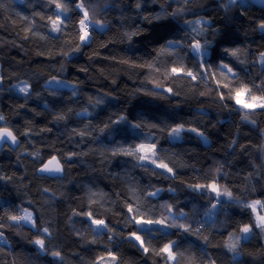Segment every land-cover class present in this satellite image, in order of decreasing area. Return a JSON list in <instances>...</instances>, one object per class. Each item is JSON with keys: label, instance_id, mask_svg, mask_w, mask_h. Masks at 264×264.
Masks as SVG:
<instances>
[{"label": "trees", "instance_id": "1", "mask_svg": "<svg viewBox=\"0 0 264 264\" xmlns=\"http://www.w3.org/2000/svg\"><path fill=\"white\" fill-rule=\"evenodd\" d=\"M167 1L171 10L160 0H140L139 9L137 0H84L89 18L107 29L94 31L91 43L75 52L81 13L70 11L65 32L51 33L49 0H0V114L5 117L0 127H8L20 141L19 148L6 147L0 156V232L7 240L0 243V264H166L159 248L173 240L184 253L180 264H264V232L255 227V213L223 195L264 202V110L234 107L229 89L216 83L264 84V32L259 28L264 9L248 0ZM178 9L183 11L171 18ZM162 13L169 18L152 19ZM186 21L210 23H197L204 34L196 37ZM125 32L138 34L129 42ZM192 37L211 44L213 72L223 58L239 79L226 80L219 72L214 78L209 72L193 81L171 73V67L180 65H173L174 55L160 52L168 39H181L185 48L177 51L186 69L198 71L187 48ZM224 48L240 49L239 60ZM53 76L77 84L79 95L73 97L71 88L48 91L45 81ZM21 82L30 85L27 99L11 87ZM98 99L103 103L96 106ZM85 109L91 115H77ZM245 111L251 112L246 119ZM122 115L127 122L112 124ZM128 122L143 127L132 129ZM106 124L109 129L102 134ZM180 124L202 132L208 143L192 131L173 142L168 133ZM141 132L154 136L157 161L172 168V174L147 164L137 167L134 157L121 153L119 146L142 142ZM53 156L64 166V177L39 176L38 169ZM213 183L223 203L210 190L192 191L197 184ZM157 189L162 190L157 197L148 195ZM128 203L138 205L145 218L190 226L191 231L173 227L166 231L176 235L156 232L150 244L146 234L137 233L149 248L144 252L128 239L136 231L128 222ZM213 204L216 209L206 216ZM169 206L173 215L183 212L187 219L173 221ZM25 212L35 219L31 230L8 219ZM88 212L112 231L94 233ZM259 212L264 215V209ZM244 225H252L247 240L240 239ZM36 228L48 232L40 235ZM36 239L44 240L47 254L37 251L31 242ZM231 243H237L239 255L229 250ZM52 252L60 257L54 260Z\"/></svg>", "mask_w": 264, "mask_h": 264}, {"label": "snow or ice", "instance_id": "2", "mask_svg": "<svg viewBox=\"0 0 264 264\" xmlns=\"http://www.w3.org/2000/svg\"><path fill=\"white\" fill-rule=\"evenodd\" d=\"M262 4H264V0H260ZM230 3H235V0H230ZM74 5V7H72ZM141 6L140 0H137L136 7L139 9ZM49 7L52 11V15L47 17L48 23L50 24L49 31L51 33H64L67 28V21H71L72 17L69 15L70 11L81 13L82 16L78 21L76 22L78 24L77 29V36L79 43L76 44L73 51L79 52L81 50V47L84 45H88L92 41V33L94 31H105L107 29V25L99 20H92L89 18V12L85 8L84 0H49ZM183 11V9H178L176 12L171 13V18H175L177 14ZM55 17V19H53ZM169 16L167 13L157 14L152 19L154 20H163L168 19ZM147 19V18H146ZM186 24L190 26V33H196V37L202 36L204 34L203 28H197L195 25L197 23H203L205 25L209 24V21H186ZM259 28L262 32H264V23H261L259 25ZM189 33V34H190ZM137 32H125V36L128 39L129 42H131L132 38L137 35ZM196 37H192V40L194 42H191L187 45L188 51L190 55L197 61L196 67L198 68V71L193 72L191 69H186V66L184 64L183 57L179 54L177 50L185 48V45L182 43L181 39H168L165 41V43L161 46L160 52L162 54H167L170 56H175L176 59L172 61L173 65L179 64V67L173 66L170 69V72L173 74H176L178 77L183 75L186 77H189L191 80L195 81L198 78L203 79L206 75L211 72L212 76L215 78L216 72H219L220 76L225 78L226 80H238L239 79V73L237 71H234L233 67H230V62H224L223 58L221 61L216 64L215 71H212L213 65L209 62L211 52H212V46L208 42L207 39L204 40L203 44H201L199 39H196ZM223 52L230 56L234 57L237 60H239V52L240 49L238 48H224ZM71 53L64 52L62 53L63 56H69ZM260 62L261 65L264 66V53H261L260 55ZM241 63H243L241 61ZM148 67H154V65L149 64ZM61 71H65L66 69L64 66H61ZM83 70V69H82ZM167 71V70H166ZM2 83V81H0ZM217 87L218 88H228L229 89V99H231L234 102V107L238 106L240 110H255V109H261L264 110V94L261 95H255L253 93V89L260 93H264V84L258 85L256 83H252L251 86L246 84L245 82L241 81L240 83L236 85L230 86L229 83L221 84L219 80H216ZM45 86L47 87V90L52 93H58L61 88H71L73 97H76L79 95V89L77 84L70 83L67 80L58 79L56 76L51 77V79H48L45 81ZM12 89H15L19 91L20 93H24V98L27 99L32 93L29 91L30 85L27 82H21V84L18 85H12ZM157 88H163L162 85H157ZM165 92L171 93L172 89L167 88L164 89ZM220 98L224 99V93H220ZM103 103L102 99H98L96 101V106ZM45 109H47V105L44 106ZM250 111H245V119L248 115H250ZM79 116L87 117L91 115V113L88 112L87 109H85L81 113H77ZM65 117L63 115H57V119H64ZM5 117L3 114H0V122H4ZM122 122H127L126 116H120L118 120L112 121V124H120ZM129 123V127L132 129H141L143 127L140 123ZM155 127V125H153ZM109 129V125H105L103 128H100V132L103 134L106 130ZM183 131H192L197 133L199 137L207 140V137L204 136L202 132H198L197 129H185L183 124H180L179 126L172 128L171 131L168 133V135L172 138H178ZM81 135H84L83 132H81ZM109 135H111V132H109ZM140 136L142 137V142L136 144V145H129L127 149H125L122 145L120 147V151L124 155L132 156L137 160V167H145L147 164L155 165L156 168L165 169L168 173H173V169L168 167L166 163H163L162 160L160 163H157V160L160 159L158 156V150H157V142L154 138V136L151 133H140ZM11 141L12 144H17V137L13 134V132L8 127H0V144L6 143ZM115 142V141H113ZM115 154V152H114ZM38 155V154H37ZM67 161H70L72 159L71 156H68ZM63 169L59 161L56 160V157L53 156L47 163L43 164V167L39 169V172L41 173H47L50 175H56L62 173ZM208 190L211 191V193H215L214 199H216L217 203H223L222 200V194L219 192L216 184H209L207 186L197 184L192 187V191L196 192L199 191L201 194H208ZM162 191L161 189H157L155 192L148 193L151 197H157ZM171 191V190H170ZM133 195H135L133 191ZM223 195L227 196L231 202H234L238 205H242L244 208L251 209L253 213H257V208L264 209V202L261 200H255L251 203H245L240 200H232V193L231 192H225ZM216 204L212 205V208L209 210L208 213H205L206 216H211L212 211L216 209ZM127 213L130 214L128 216V222L132 223L133 226L136 228V231H133L130 233V236L128 239L133 240L138 243V246L144 251L148 252L149 248L145 246V240L142 238L141 235L137 233H144L149 237L148 243L150 244L154 237V233L161 232L164 235H176L177 233H169L166 230L177 227L178 229H182L184 233H189L191 231V227H185L184 225H176L175 223L169 224L166 223L162 219H152V218H145V214H143L140 211L139 206L137 205L136 208L133 207L132 203L127 204ZM168 214L172 216L173 221L177 219H187V216L180 212L179 215H173L171 206L168 207ZM87 220L90 222V227L92 225H95V227L92 229L94 233L97 235H102L105 232H111L112 229L109 227V225L105 222L103 219H95L93 218V215L91 212H88L86 214ZM8 219L13 222V226H24L28 225L30 230L32 228H35V219L33 217V214L30 212H25L23 216H9ZM2 222V221H0ZM255 227L261 229L262 232H264V215H256V223ZM252 225H244L242 228H240V239L247 240L249 238V235L251 233ZM36 232L40 233V235H44L48 232L47 228H44L42 231L39 228H36ZM109 240H112V237H109ZM34 245L38 246L37 251L39 252H47L45 251L46 245L43 239H36L31 241ZM0 243L7 244V240L4 238V233L0 232ZM237 243H231L228 245V248L230 251H233L236 253V255H239L237 250ZM180 244L178 241H169L168 243L164 244L162 247L159 248V254L162 255L165 259L166 264H180V260L183 259L184 253L179 251ZM54 260L58 257H60L59 252H52L51 253ZM111 260L114 262L116 260V257L114 255H111ZM179 257V259H178ZM104 258L102 257L101 260Z\"/></svg>", "mask_w": 264, "mask_h": 264}, {"label": "water", "instance_id": "3", "mask_svg": "<svg viewBox=\"0 0 264 264\" xmlns=\"http://www.w3.org/2000/svg\"><path fill=\"white\" fill-rule=\"evenodd\" d=\"M248 1H249L252 5H254L255 7L260 8V9H264V4H262V3L260 2V0H248ZM17 141H18L17 144H12L11 141L6 142V143H3V144H0V156H1V154L3 153V151H4V149H5L6 147H9V148H11V149H13V150L19 148V147H20V141H19L18 139H17ZM56 160L60 162V160H59L58 158H56ZM48 161H49V160H48ZM48 161H47V162H48ZM47 162H46V163H47ZM60 164H61L62 169H63L62 173H60V174L50 175V174H47V173H41V172H39V169L42 168L43 166L40 167V168L38 169V172H37V173H38L39 176H44V177L51 178V179L63 178L64 175H65V169H64V166L62 165L61 162H60Z\"/></svg>", "mask_w": 264, "mask_h": 264}, {"label": "rangeland", "instance_id": "4", "mask_svg": "<svg viewBox=\"0 0 264 264\" xmlns=\"http://www.w3.org/2000/svg\"><path fill=\"white\" fill-rule=\"evenodd\" d=\"M19 1H20V0H19ZM160 2L163 4V6H165L164 4H166V6L164 7V9H166V10H171V9H172V7H168V1H167V0H160ZM183 132H184V131H183ZM183 132H181V134H180V136H179L178 138H172V137H170L171 140H172L173 142L180 141L181 138H182V133H183ZM206 143H208V140H206ZM157 163H159V162L157 161ZM146 164H147V163H146ZM147 165H151V166H154V167H155V165H152V164H147ZM159 169H161V168H159ZM161 170L167 172L165 169H161ZM167 173H168V172H167ZM169 174H172V173H169ZM257 214L262 215V214H260V212H259V207L257 208V213H255V216H256ZM94 226H95V225H94ZM248 235H249V238H250L251 235H252V232H251L250 234H248ZM249 238H248V239H249Z\"/></svg>", "mask_w": 264, "mask_h": 264}]
</instances>
